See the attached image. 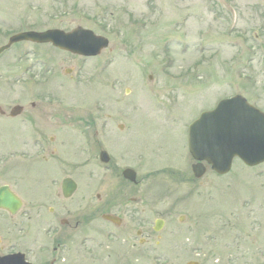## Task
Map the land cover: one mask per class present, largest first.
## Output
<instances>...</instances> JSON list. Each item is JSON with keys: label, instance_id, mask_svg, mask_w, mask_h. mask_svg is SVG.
<instances>
[{"label": "rangeland", "instance_id": "obj_1", "mask_svg": "<svg viewBox=\"0 0 264 264\" xmlns=\"http://www.w3.org/2000/svg\"><path fill=\"white\" fill-rule=\"evenodd\" d=\"M76 25L109 46L83 57L24 42L0 54V104L39 106L33 119L0 124V146H11L16 188L43 197L46 254L61 241L65 264H264V162L235 158L227 173L208 167L196 178L187 135L222 98L239 93L264 110V0H0V46L20 29ZM36 125L58 137L43 148ZM128 165L137 184L122 176ZM69 168L79 187L57 197L49 180ZM65 208L79 226L48 230ZM106 211L122 225L105 221Z\"/></svg>", "mask_w": 264, "mask_h": 264}, {"label": "water", "instance_id": "obj_2", "mask_svg": "<svg viewBox=\"0 0 264 264\" xmlns=\"http://www.w3.org/2000/svg\"><path fill=\"white\" fill-rule=\"evenodd\" d=\"M24 39L53 42L58 47L83 55H97L109 44L105 36L97 35L93 30L78 26L70 32L61 29L23 31L11 36L9 42L0 47V51L8 48L13 42ZM15 109L14 113L17 112ZM189 138L193 158L200 161L207 160L219 173H226L230 170L235 156L241 157L248 165L259 164L264 161V112L249 104L247 99L241 95L224 99L215 109L204 112L191 125ZM100 157L105 162L110 160L105 150L101 151ZM193 170L197 177H201L206 168L202 162H198L193 164ZM123 173L125 177L136 181L134 169L126 168ZM75 188L76 183L73 180L65 179L66 196H70ZM0 205L14 212L21 206V200L14 194L10 198L4 191H1ZM104 217L118 224L121 223V219L112 214H105ZM156 222L158 230L162 223L159 220ZM12 264H26L24 256L14 255ZM187 264L200 263L190 261Z\"/></svg>", "mask_w": 264, "mask_h": 264}, {"label": "flooded vegetation", "instance_id": "obj_3", "mask_svg": "<svg viewBox=\"0 0 264 264\" xmlns=\"http://www.w3.org/2000/svg\"><path fill=\"white\" fill-rule=\"evenodd\" d=\"M15 106L18 105L4 107L0 104V124L6 123L10 120L14 121L15 123L18 117L26 114L32 119L38 115L36 114L35 109L39 108V106L34 102L31 103V109L27 108L23 104L19 105L20 107L15 109V111H17L16 113H14L13 110ZM25 129L27 130L28 135L24 138V140L28 138L30 133V129L28 127H25ZM34 131L37 133L40 139V144L42 143V145L48 143V138L51 141L56 139L55 135H48V132L55 131V129L51 127L36 125L34 126ZM3 146L4 145L0 146V190L3 189L4 192H8L6 195L10 196V198L12 192H15L22 199L24 204L23 207L25 208V206L27 207L28 205V208L30 209L27 213H25V215H22L23 207L17 213H12L10 210L0 207V264H12V257L14 253L24 254L26 262L30 264H65L66 259L64 257L62 258L57 256V252L62 246L61 241H57V244L53 247V250L49 254H46V249L43 242V230L45 224L43 197L40 195L25 196L23 192L16 188V186L20 187L21 183L19 182L18 177L15 179L13 178V169L8 166L9 161L11 160V146ZM27 164L28 162L25 161V167L23 168L26 170V174L28 175L27 172L29 171V168H27ZM73 171L74 170L72 168L64 170L61 179L50 178L49 182H51V184H58V186H60V193H57V197L61 195V197L66 198L62 191L63 180L68 177L75 179ZM21 173L24 172H18L16 174L18 175ZM26 174L24 173V175ZM38 175L45 176L48 174H42L41 171L38 173ZM21 178L24 179L23 177ZM75 180L77 181V179ZM27 198H30V200L27 201ZM64 210L66 211L67 215L60 219L61 226L56 227L51 225L48 230H56L55 232H61L63 234L64 232H68L64 227L77 228L79 226L81 221L79 218L75 220L74 226L70 224L71 217L73 218L75 215L74 212L69 208H65ZM49 211H51V213H55V207H50ZM33 225L39 228L36 234H33V230H31V228H34ZM141 240L144 242L147 241L146 238H141Z\"/></svg>", "mask_w": 264, "mask_h": 264}]
</instances>
